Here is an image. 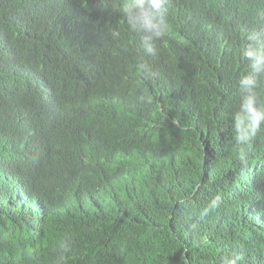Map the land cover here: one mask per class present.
I'll return each instance as SVG.
<instances>
[{"label": "trees", "instance_id": "obj_1", "mask_svg": "<svg viewBox=\"0 0 264 264\" xmlns=\"http://www.w3.org/2000/svg\"><path fill=\"white\" fill-rule=\"evenodd\" d=\"M123 2L0 0V264H264V122L247 168L232 127L264 0H170L155 55Z\"/></svg>", "mask_w": 264, "mask_h": 264}, {"label": "clouds", "instance_id": "obj_2", "mask_svg": "<svg viewBox=\"0 0 264 264\" xmlns=\"http://www.w3.org/2000/svg\"><path fill=\"white\" fill-rule=\"evenodd\" d=\"M169 6L170 0H124L121 5L120 14L128 27L139 34L141 46L147 54L155 55L157 42L172 32ZM113 35L119 36V33ZM249 40L251 43L244 49L249 71L238 81L240 102L233 114L232 125L242 168L248 166L247 151L251 149L252 139L264 122V95L261 94V88L264 87V33H253ZM138 67L148 77L155 75L144 61ZM215 203L213 201V206ZM61 248L65 253L69 251L66 243H62ZM240 259L237 254L226 253L220 257L219 264H239Z\"/></svg>", "mask_w": 264, "mask_h": 264}]
</instances>
